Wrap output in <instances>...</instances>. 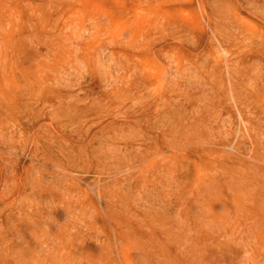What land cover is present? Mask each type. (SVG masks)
<instances>
[{"label": "rangeland", "instance_id": "obj_1", "mask_svg": "<svg viewBox=\"0 0 264 264\" xmlns=\"http://www.w3.org/2000/svg\"><path fill=\"white\" fill-rule=\"evenodd\" d=\"M248 1L0 0V264H264Z\"/></svg>", "mask_w": 264, "mask_h": 264}, {"label": "bare ground", "instance_id": "obj_2", "mask_svg": "<svg viewBox=\"0 0 264 264\" xmlns=\"http://www.w3.org/2000/svg\"><path fill=\"white\" fill-rule=\"evenodd\" d=\"M246 10L251 11L256 17L264 19V0H251L242 4ZM247 47L250 48L251 54L245 58L244 61L249 63L254 71H257L260 77V83L258 84L254 93H236L234 89L226 91L232 93V99L229 100V105L233 109V117L239 118L240 121L247 120L246 127L249 130H260L264 128V35H259L257 32L247 37ZM228 75L230 74V67L232 64L230 61L226 63ZM237 109L236 111L234 109ZM237 113V115H236ZM249 114L255 115L256 120L252 121ZM251 120V121H250ZM250 135V134H249ZM248 137H234L230 141L224 143L228 147L229 151L220 150L221 155L229 160L231 163L244 160H252L259 157V150L262 148L260 143L250 140L251 148L253 152L251 155H246L242 150V144L247 143ZM220 145V144H219Z\"/></svg>", "mask_w": 264, "mask_h": 264}]
</instances>
